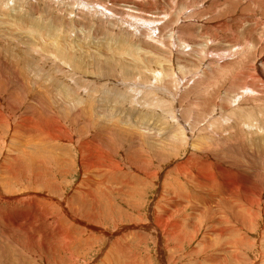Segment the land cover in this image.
<instances>
[{"label": "rangeland", "instance_id": "obj_1", "mask_svg": "<svg viewBox=\"0 0 264 264\" xmlns=\"http://www.w3.org/2000/svg\"><path fill=\"white\" fill-rule=\"evenodd\" d=\"M1 1L0 14L5 15L6 11L13 9V7H16V9L25 7L23 12H26L27 9L31 12L36 11V16L38 18L41 16L39 18L41 23L45 24L47 22L45 25H49L48 23L51 25L55 22L60 33L58 35L60 43H62L60 39H63L65 35L71 36V34H74L80 46V48H68L71 53L73 52V59H76L77 62L80 61L79 65L69 62L64 57L63 52H61L58 54L59 57H56L58 63H61L59 65L60 68L57 67L58 69H55L56 73L54 74L57 76L50 75L52 73L50 66L44 71V76H41V78L45 77L48 80L59 77L58 79L60 80L58 81L63 83L64 87L66 84L65 88L67 89L64 88V90L69 91L68 95L63 93V91L60 92L58 94L60 101L53 96L50 89H46L49 84L47 81L41 87L35 85L31 80L30 82L26 81V79H23V83H19L15 79L17 74L21 75L19 74L20 72L22 74L26 73L28 71L27 68L20 69L23 68V65L18 68L12 60L8 59L7 53L0 49V58H2L0 59V81L3 82V84L0 82L2 85L0 88H8L6 89L7 91L3 89L6 93L0 90V97L6 94L9 96H5L7 103L5 109L11 112H7L10 115V120L4 123L5 127L3 125L0 127V133L3 134H0V141L6 140L5 146L0 145V182L3 181V177L4 180L8 178V173L9 175L11 174L10 176L19 175L18 179L16 178L10 182L12 184L9 187L11 190L4 192L1 198L2 209L5 208L8 213L14 211L16 214H20V212H25L26 216L29 212L33 214L31 207L33 196H30L29 190L33 194V191L41 190L43 187L53 188L51 193H49L51 202L55 203L58 199L66 200L65 203L68 206L65 207L69 211L77 208L75 218L78 221L83 219L87 222V227L74 225L71 218L62 216L61 219L65 221L66 229L68 230L65 240L62 241L56 224L48 220L42 221L43 218L41 217L39 219L43 223L39 226L29 217L22 214L16 218V223L17 226L21 225L25 232L28 233L32 244L28 242V235L21 233L23 247H16L4 239V231L1 225L3 224L2 219L6 217L0 214V264H162L159 258L161 255L160 242L156 233L152 232V228L145 229L142 227L148 225L151 219H161L162 216L167 215V210L170 207L167 205L166 195L170 191L172 182L174 183L176 179L177 167L187 164L185 161L195 154L198 148L201 153H196V155L201 156L200 161L204 160L203 162L205 163L212 162L211 158H206L207 153L215 159L223 155L222 163L226 160L236 170L248 167L245 171L252 175L255 174L253 178L256 179H254L256 186L261 185L260 182L264 181V176H261L264 174V156L256 150L258 149L256 144H253L256 142L253 141L256 136L255 133H257L255 130L259 129V133L264 135V96H259L260 98L247 96L246 93L248 94V92L243 90L244 88H254L258 85L260 87L258 91L264 92L263 84L260 81L262 77L257 73L256 69V67H259L264 74V65H262L264 63V0ZM30 16L33 21V16ZM0 23H2L1 18ZM76 30L79 31V34H76ZM86 40L87 43H85ZM1 41H4L10 47L12 45V49L19 44L18 41L7 39L6 36L3 38L0 31ZM67 42L64 43L68 44ZM101 44H103L102 47ZM104 45L105 47L103 48ZM87 46L88 48H86ZM92 51L94 52L92 53ZM64 53L66 52L64 51ZM29 54L31 56L34 55L37 65H40L41 61L45 64L49 58L47 56L52 57L51 55H53L52 53L47 56L43 54L44 58L41 53L35 50ZM84 54H87L86 56L89 58ZM29 56L26 55V57ZM103 57L104 59H101ZM105 58H109V60ZM99 59L104 62L102 63L105 66L102 67ZM76 60L75 63H77ZM98 61L101 65H99ZM116 61L118 64L120 61L121 67L117 66ZM108 64L110 66L113 65L116 69L113 66L108 67ZM12 69L16 73L13 74ZM84 71L85 74L83 73ZM10 73L12 74L10 75ZM34 79L36 78L34 77ZM23 84L27 87L23 86ZM63 85L60 88L61 90ZM13 95L15 96L13 97ZM63 95H66L67 98H64ZM260 95L262 94L260 93ZM40 96H44L42 103L37 102L40 100ZM21 97L26 102L24 100L23 102L20 99ZM53 99L55 100L53 101ZM9 100L12 104L9 103ZM72 100L74 101L73 103H71ZM124 101L125 103H123ZM32 105L34 106L31 109ZM85 105L89 107L87 108ZM7 108L11 109L8 110ZM29 108L34 113L42 114L45 120H54L55 123H58L61 129L56 133L60 136V140L56 141L54 137L47 136L46 142L41 143L40 140L42 136L46 137L45 135L31 130L20 132L15 130L14 123L16 120H20L18 114L27 115L26 111ZM122 110L124 111L122 112ZM164 110L169 115L167 120L162 116V113L160 115L155 114V112H163ZM102 111L103 113H101ZM123 113L126 115L125 117L122 116ZM142 117L145 118L142 119ZM210 117L212 118L210 119ZM138 118L141 124L138 127H127L124 125V120H126L125 122L129 120L135 122ZM156 120L169 122L160 121V127L163 125L167 127L176 125L173 128L174 134L178 136V139L169 144L165 143L164 140L162 142L164 144L160 146L156 143L158 142L156 136L158 131L155 130L154 133L156 135L145 134L144 131H148L150 128L151 130L153 129ZM239 120L245 121L242 123ZM246 122L251 123L248 126L250 128L239 126L244 125ZM257 122L259 123L257 124ZM234 123L238 128L236 126L233 127ZM34 125L37 130H42L41 126ZM8 126L10 128L9 131L7 130ZM246 129L250 130V133ZM96 133L102 139H98L95 135ZM215 133L218 136H215ZM235 133L238 134L236 135ZM190 134H192L191 140H189L190 138L188 139ZM213 135L217 140H214L215 137ZM94 136H96L98 144L89 145V147L91 146L93 149L105 148L106 152H104L108 153L102 155V157L92 151L94 158L92 157L91 162L87 166L81 165L83 164V161H81L82 149L85 151L83 145L85 142L93 141ZM223 136L227 139L232 136L231 141L238 138L237 143L239 144L236 143L233 146L230 141L232 144L230 143V147L224 150L219 143L223 141V145L226 143L225 140H222L224 139ZM251 137L252 139H250ZM143 140L152 141H149V143H154L153 145L156 148L168 151V153H161L160 150L158 152L156 150L158 154L155 153V150H151V152ZM104 142L107 144L102 145ZM212 143L217 144L216 148ZM142 144L145 147H142ZM243 144H245V148ZM244 149L248 150L246 155L241 152ZM109 150H113L112 152L115 156L110 155ZM144 151L149 152L145 153ZM223 152H225L226 156ZM232 153L234 154L231 156L232 158H226L227 154ZM108 155L109 157H107ZM166 155L168 156L166 157ZM140 157H143L142 161L139 160ZM150 157H153V161ZM100 158L106 159L101 162V165H98L96 161ZM190 158L193 161L197 159L196 156ZM148 159L149 162H147ZM215 159L214 162H217L218 160L215 161ZM193 161L190 160V162ZM36 163L40 166L36 165ZM127 164L129 165L127 166ZM135 164H137V167ZM250 167L251 169L254 168V173ZM110 168L113 170H110ZM136 169L142 172H137ZM150 169L155 176L148 179L145 177L144 171H150ZM148 182L149 184H147ZM181 182L185 184L183 179H181ZM144 184L148 186H144ZM35 185L38 186L37 189H31ZM180 188L174 183L173 190H178L182 195L193 193L188 190L186 184L185 187ZM6 195H8L7 198ZM25 195L28 196L26 197ZM80 199H84L81 201L80 206L76 205L72 208L69 205L70 201H80ZM177 200L180 205H183L184 221L182 217L173 218L170 221V223L179 222L181 233L176 234H180L181 239L178 242L169 241L168 247L164 249L169 259L167 263L172 264L175 261L176 264H218L221 260L223 261V256H225L224 264H236L232 257L235 253L234 250H221L219 244L217 247L214 240L219 236V232L215 231L214 233L210 231V228L206 229V227H203L206 226L209 216L203 215L200 220L201 206L195 204V202L191 203L189 199L185 201L181 196ZM97 202H99L98 205L96 204ZM168 202H172V199L169 198ZM26 203L27 205H25ZM44 203L50 204L46 201ZM53 207L57 209V212L62 210L58 205H53ZM195 208L198 212H195ZM93 209H95L98 217L102 214V217L106 218L103 221L106 231L115 233L118 230L125 229L124 234L113 237L112 235H97L93 232V228L88 226L93 222H91L89 217V213ZM175 209L177 208H172V210ZM260 212V220L264 221L263 212ZM86 216L87 219L83 218ZM198 221H202V223ZM262 230L264 231V222L260 227L255 226L253 228L254 233L250 235L251 242L257 240L258 242L256 243L259 245V247L255 246L253 248V252L250 251L248 260L251 263L264 264V252L260 253L264 251ZM172 233H175L174 230ZM123 235L124 239L121 241ZM142 235L143 237H140ZM49 237L55 240V246L58 249L64 248V244H66L67 252H61L56 255L57 250L48 251L42 247L39 248ZM191 238L194 240H191ZM145 240L146 242H144ZM213 241V245L217 248L210 246ZM122 242L128 243V245L125 246ZM164 242L167 243L166 241ZM71 244H74L73 247L70 246ZM123 250L126 252L124 253ZM1 254L4 256H1ZM250 262L240 260L237 264H251Z\"/></svg>", "mask_w": 264, "mask_h": 264}, {"label": "bare ground", "instance_id": "obj_2", "mask_svg": "<svg viewBox=\"0 0 264 264\" xmlns=\"http://www.w3.org/2000/svg\"><path fill=\"white\" fill-rule=\"evenodd\" d=\"M84 1V0H83ZM87 1V0H86ZM3 2V0L1 1ZM10 2V0H9ZM12 2V1H11ZM73 2V1H72ZM5 3V2H4ZM7 3V2H6ZM10 5V4H9ZM18 6V5H17ZM30 6V5H29ZM32 6V5H31ZM2 7V6H1ZM8 7V6H7ZM6 8V7H5ZM25 8V7H23ZM23 8H19L16 9V7H13V9H10L9 11H6L7 13L4 15V14H0V18L2 19V23H0V31H1V34L3 36V38H6L7 39H11L14 40V41H18L19 44L15 45L16 47L15 48H11L10 46H8L4 41H1L0 42V49L3 50L5 53H7L8 55V59L9 60H12V62H14L16 64V66L18 68H20V65H23V68H20V69H24V68H27V72L26 70H24L26 73H19L21 75H18L16 76V80H18L19 83H23V79H26V81H29L30 80L35 84V85H39L40 87L42 86L43 83H45V81H47V83H49L46 87V89H50L51 93L53 94V96L58 99V94L60 92L63 91V93H65L66 95H68V90H64V88L66 87V84H65V87L63 85V83H61L60 79H58L59 77H56L55 79H45V77H42L41 76H44V71L46 69L49 68V66L51 67V74L50 75H55L54 73H56L55 69H58L60 68V64L61 63H58V61L56 60V57H59L58 54H60L61 52H63V55L66 59H68L69 62H72L74 65H79V62H77L76 59H73V55L71 53V50H69L68 48H75V47H79V42H77L76 38L77 37H74V34H71V36H64L63 39L61 38L60 41H62V43L59 42V36L60 33H59V30L57 28V25L54 23H52L50 25V23H48L49 25H45L47 22L44 20L42 22H46L45 24L44 23H41L39 20V18L41 17H37V13L36 11H29L28 9L26 10V12L24 13L23 12ZM31 8V7H30ZM65 8V7H64ZM70 9V8H69ZM111 9V8H110ZM11 10H14V11H11ZM37 10V9H36ZM46 10V9H45ZM61 10V9H60ZM4 12V11H3ZM45 12V11H44ZM43 14V13H42ZM33 16V21L31 19V16ZM53 15V14H52ZM46 16V15H45ZM44 16V17H45ZM51 18V17H50ZM49 18V20H50ZM53 18V17H52ZM43 19V18H42ZM48 21V20H47ZM52 21V19H51ZM55 21V19H54ZM57 21V19H56ZM102 21V20H101ZM104 21V20H103ZM53 22V21H52ZM106 22V21H104ZM103 22V23H104ZM127 22V21H126ZM184 22V21H183ZM58 23V22H56ZM100 25V24H98ZM112 25V24H111ZM226 26V25H225ZM13 28V29H12ZM62 28V27H61ZM169 28V27H168ZM174 28V27H173ZM71 29V28H70ZM73 29V28H72ZM81 30V29H80ZM70 31V30H69ZM75 31V30H74ZM134 32V31H133ZM178 32V31H177ZM232 32V31H231ZM79 34V31L76 30V34ZM154 34V33H153ZM9 36V37H8ZM72 37V38H71ZM82 37V36H81ZM179 38V37H178ZM87 39V37H86ZM90 39V38H89ZM96 39V38H95ZM145 39V38H144ZM66 43V41H68L67 43L68 44H65L64 42ZM185 40V39H184ZM188 40V39H187ZM99 41V40H98ZM150 41V40H149ZM102 42V41H101ZM172 42V41H171ZM187 42V41H186ZM8 43V42H7ZM15 43V42H14ZM87 43V40L86 42ZM84 43V45H85ZM100 43V42H99ZM104 43V42H103ZM82 44V43H81ZM66 48H65V46ZM83 45V44H82ZM88 45V44H87ZM97 45V44H96ZM103 44H101V47H102ZM86 46V45H85ZM172 46V45H171ZM90 47V45H89ZM105 47V45L103 46V48ZM88 48V46L86 47ZM85 48V49H86ZM173 48V47H172ZM92 49H94L92 47ZM98 49V48H97ZM99 49H101L99 47ZM187 49V48H186ZM37 51L38 53H41L42 56L44 57L47 56L48 54L51 55V53L53 55H51L52 57L55 56L54 58L50 57V56H47V61L45 62V64L42 63V61L39 63L40 65H37L36 64V61L34 60V55H30L29 53L32 52V51ZM66 53H64V51ZM90 50V49H89ZM95 50V49H94ZM102 50V49H101ZM100 50V51H101ZM116 50V49H115ZM79 51V49H78ZM77 51V53H78ZM187 51V50H186ZM83 52V51H82ZM85 52V51H84ZM87 52V51H86ZM89 52V51H88ZM91 52V51H90ZM94 51H92L93 53ZM76 53V52H75ZM98 53V51H97ZM104 53V52H103ZM119 53V52H118ZM35 54V52H34ZM44 54V55H43ZM89 54V53H88ZM96 54V53H95ZM122 54V53H120ZM127 54V53H126ZM202 54V53H201ZM26 55H30L29 57H26ZM62 55V57H63ZM85 55V54H84ZM87 55V54H86ZM85 55V56H86ZM105 55V54H103ZM130 55V54H129ZM37 56V55H36ZM41 56V55H39ZM77 57V56H76ZM87 57V56H86ZM119 57V56H118ZM126 57H128L126 55ZM45 58V57H44ZM89 58V57H87ZM95 58V56H94ZM98 58V56H97ZM107 58V57H106ZM105 58V59H106ZM2 59V58H0ZM63 59V58H62ZM101 59H104L101 58ZM111 59V58H110ZM120 59V58H119ZM177 59V58H176ZM5 60V59H4ZM38 60V58H37ZM60 60V59H59ZM75 60L77 63H75ZM82 60V59H81ZM91 60V59H90ZM106 60H109L106 59ZM105 60V62H106ZM50 61V62H49ZM67 61V62H68ZM94 61V60H93ZM100 61V59H99ZM98 61V62H99ZM83 63V61H81ZM101 62V61H100ZM99 62V63H100ZM103 62V61H102ZM101 62V63H102ZM262 62V61H260ZM7 63V62H5ZM10 63V61H9ZM52 63V64H50ZM63 63V62H62ZM101 63L99 65H101ZM104 63V62H103ZM102 63V67L105 66L103 65ZM107 63H109L107 61ZM106 63V65H107ZM111 63V62H110ZM113 63V62H112ZM117 63V66L118 67H121L120 65V61H119V64L118 62L116 61ZM138 63V62H137ZM158 63V62H157ZM147 64V63H146ZM262 64V63H261ZM14 65V64H13ZM37 67H35V66ZM83 65V64H81ZM91 65V64H90ZM109 65V64H108ZM260 65V64H259ZM264 65V63L262 64ZM54 66H56V68H54ZM64 66V65H62ZM113 66V65H111ZM110 65L108 67H111ZM116 66V65H115ZM58 67V68H57ZM85 67V66H84ZM83 67V68H84ZM114 67V66H113ZM44 68V69H43ZM101 68V66H100ZM105 68V67H104ZM102 68V69H104ZM115 68V67H114ZM38 69V70H37ZM63 69V68H62ZM68 69V68H67ZM66 69V70H67ZM86 69V68H85ZM84 69V70H85ZM116 69V68H115ZM119 69V68H118ZM257 73L260 74V76L262 77L261 78V82H262V86L264 87V74L261 72V69H259V67L257 68ZM13 70V69H12ZM19 70V69H17ZM43 70V72H42ZM70 70V69H69ZM68 70V71H69ZM83 70V69H82ZM105 72H106V68L104 69ZM107 70H112V69H107ZM152 70V69H151ZM172 70V69H171ZM23 71V72H24ZM103 71V70H102ZM116 72V70H114ZM121 71V70H120ZM29 72V73H28ZM74 72V71H72ZM104 72V71H103ZM12 73H16L15 70L12 71ZM10 73V75L12 74ZM42 73V75H41ZM85 74V71L83 72ZM82 73V74H83ZM99 73V72H98ZM107 73V72H106ZM122 73V72H121ZM113 74V73H111ZM115 74V73H114ZM117 74V73H116ZM123 74V73H122ZM125 75V74H124ZM253 75V74H252ZM57 76V75H55ZM78 76V75H77ZM34 77L36 79H34ZM87 77V76H86ZM91 77V76H90ZM109 77V76H108ZM115 78V77H114ZM119 78V77H118ZM259 78V77H258ZM34 79V80H32ZM104 79V78H102ZM260 79V78H259ZM91 80V79H89ZM126 80V79H125ZM1 82V81H0ZM5 82V81H4ZM14 82V81H13ZM28 82V83H29ZM3 84V82H1ZM0 83V85H1ZM8 83V82H7ZM32 83V84H33ZM70 83V82H69ZM107 83V82H106ZM10 84V83H9ZM13 84V83H12ZM26 84V83H24ZM23 84V86H25ZM33 84V85H34ZM46 84V83H45ZM43 84V86L45 85ZM123 84V83H122ZM8 85V84H7ZM16 85V84H15ZM28 85V84H27ZM30 85V84H29ZM63 85V89L61 90V86ZM110 85V83H109ZM129 85V84H128ZM260 85V83H259ZM6 86V84H5ZM68 86V85H67ZM92 86V85H91ZM2 87V85L0 86ZM10 87V86H9ZM27 87V86H25ZM32 87V85H31ZM38 87V86H37ZM81 87V86H80ZM3 89H5L4 87L0 90L4 91ZM8 89V88H6ZM5 89V91H7ZM33 89V88H32ZM67 89V88H65ZM69 89V88H68ZM82 89V88H81ZM16 90V89H15ZM72 90V88H71ZM243 90L247 91L248 94L246 93L247 96H252V97H258L260 98L259 96L263 97L264 96V92H259L258 90H260V87H258V85H256L254 88L252 87H249V88H244ZM264 90V89H263ZM4 91V92H5ZM14 91V90H13ZM32 91V90H31ZM34 91V90H33ZM49 91V90H48ZM82 91V90H81ZM25 92V91H24ZM41 92V91H40ZM78 92V90H77ZM122 92V91H121ZM6 93V92H5ZM4 93V94H5ZM14 93V92H13ZM42 93V92H41ZM75 93V92H74ZM86 93V92H85ZM111 93V92H110ZM242 93V92H241ZM260 93L262 95H260ZM10 94V93H9ZM20 94V93H19ZM33 94V93H32ZM44 94V93H43ZM72 94V93H71ZM87 94V93H86ZM118 94H120V92H118ZM129 94V93H128ZM7 95V94H6ZM5 95V96H6ZM41 95V94H40ZM66 95H63L64 98H67ZM115 95V93H114ZM117 95V94H116ZM123 95V94H122ZM133 95V94H132ZM176 95V94H175ZM178 95V94H177ZM238 95V94H236ZM3 97H0V127L1 125L4 126V123H6L8 120H10V115L8 114L10 112L9 109L11 108H7L9 111H6L5 109V106L7 105L6 101H5V96L2 95ZM8 96V95H7ZM15 95H13L14 97ZM17 96V95H16ZM19 96V95H18ZM22 96V95H21ZM24 96V94H23ZM38 96V95H37ZM45 96V95H44ZM44 96H40V100L37 101V102H40L42 103L43 102V99H44ZM47 96H50V95H47ZM52 96V95H51ZM61 96V95H60ZM125 96V95H123ZM9 97V96H8ZM7 97V98H8ZM36 97V96H35ZM72 97V96H71ZM126 97V96H125ZM129 97V96H128ZM127 97V98H128ZM23 97H21L20 99L22 100ZM95 98V97H94ZM10 99V98H9ZM29 99V98H28ZM39 99V98H38ZM62 99V98H61ZM75 99V98H74ZM18 100V99H16ZM24 100V99H23ZM22 100V101H23ZM55 99H53L54 101ZM59 100V99H58ZM81 100V99H80ZM20 101V100H19ZM25 101V100H24ZM23 101V102H24ZM60 101V100H59ZM62 101V100H61ZM15 102V100H14ZM26 102V101H25ZM63 102V101H62ZM61 102V104H62ZM74 101L72 100L71 103H73ZM9 103H10V100H9ZM16 103V102H15ZM29 103V102H28ZM96 103V102H95ZM125 103V101L123 102ZM12 104V103H10ZM19 104V102H18ZM36 104V103H35ZM59 104V103H58ZM93 104V103H92ZM145 104V103H144ZM179 104V103H177ZM24 105H27V104H24ZM29 105V104H28ZM51 105V104H50ZM54 105V104H53ZM81 105V104H80ZM124 105V104H123ZM14 106V105H13ZM22 106V104H21ZM34 105L31 106V109ZM38 106V104H37ZM84 106V105H83ZM87 108L89 106L85 105ZM108 106V105H107ZM121 106V105H120ZM179 106V105H178ZM20 107V106H19ZM39 107V106H38ZM43 107V106H42ZM106 107V106H105ZM17 108V107H16ZM27 108V107H26ZM37 108V107H36ZM51 108V107H50ZM147 108V107H146ZM38 109V108H37ZM36 109V111H37ZM183 109V108H182ZM15 110H18V109H15ZM91 110V108H90ZM94 110V109H93ZM35 111V112H36ZM40 111V110H39ZM44 111V110H43ZM88 111V110H87ZM97 111V110H96ZM111 111V110H110ZM124 110H122L123 112ZM153 111V109H152ZM150 111V112H152ZM8 112V113H7ZM14 112V111H13ZM20 112V111H19ZM24 112V111H23ZM28 114L27 115H19L20 116V120H14L15 121V130H19L20 131H25V130H31L35 133H41L43 135H45L46 137L42 136L41 138V143H45L46 140H47V136L49 137H54L56 141L60 140V136L56 133V132H59V130L61 129L60 126L58 125V123L54 122V120H45L44 116L42 114H38V113H34V111L27 109L26 111ZM31 112V113H30ZM95 112V111H94ZM167 111L164 110L163 112H158L155 114H158L160 115L161 113L163 114L162 116L165 118V120L169 119V115L166 113ZM181 112V111H180ZM11 113V112H10ZM17 113V112H16ZM40 113V112H39ZM42 113V112H41ZM103 113V111L101 112ZM118 113H120L118 111ZM154 113V112H153ZM24 114V113H23ZM126 114V112H125ZM167 114V115H166ZM216 114V113H215ZM221 114V112H220ZM248 114V113H247ZM255 114V113H254ZM13 115V114H12ZM14 115H16L14 113ZM122 116H126L123 115ZM212 116V115H210ZM251 116V115H250ZM256 116V115H255ZM105 117V116H104ZM103 117V118H104ZM123 117V118H124ZM146 117V116H145ZM145 117H142V119H144ZM220 117V115H219ZM160 118V117H159ZM209 118V117H208ZM212 117H210L211 119ZM237 118V117H236ZM253 118H255L253 116ZM129 119V118H128ZM135 119V118H134ZM141 119V118H140ZM153 119V118H152ZM179 119V118H178ZM12 120V118H11ZM111 120V119H110ZM238 120V119H236ZM235 120V121H236ZM126 120H124V125H126L127 127L130 126V127H138V125L140 124V120L139 118L136 119V121H128V122H125ZM160 121H163V120H156V123L155 125L153 126V129L154 131L151 130V128L148 130V131H144L145 134L147 135H156L155 130L158 131V134L156 135L157 138H158V143L160 146L163 145L164 143H162L164 140H165V143H171L175 140L178 139V136L176 134H174V128L176 127V125L174 126H170V127H167L165 125L161 126L160 127ZM182 121V120H181ZM208 121V120H207ZM234 121V122H235ZM240 122H244L245 120H239ZM121 122V120H120ZM153 122V121H152ZM163 122H167V121H163ZM173 122V121H172ZM183 122V121H182ZM204 122L206 123L205 119H204ZM203 122V123H204ZM106 123V122H105ZM169 123V122H167ZM211 123V122H210ZM259 122H257L258 124ZM34 124H37L38 126H41L42 130L39 131L36 129L35 125ZM174 124V122H173ZM36 125V126H37ZM141 125V124H140ZM170 125V124H169ZM172 125V124H171ZM211 125V124H210ZM232 125V124H231ZM251 123H245L244 125H239V126H246L247 128H250L248 126H250ZM254 125V124H252ZM237 127V125L234 123V126L233 127ZM261 126V125H260ZM5 127V126H4ZM7 127V126H6ZM174 127V128H173ZM253 127V126H251ZM256 127V126H255ZM107 128V127H106ZM238 128V127H237ZM235 128V129H237ZM259 128V127H258ZM262 128V126H261ZM1 129V128H0ZM100 129V128H99ZM131 129V128H130ZM136 129V128H134ZM133 129V130H134ZM206 129V128H205ZM232 129V128H231ZM240 129V128H239ZM238 129V130H239ZM4 130V129H2ZM6 130V129H5ZM7 130L9 131L10 128L8 126ZM129 130V129H128ZM126 130V131H128ZM228 130V129H227ZM233 130V129H232ZM245 130V129H244ZM243 130V131H244ZM14 131V130H13ZM131 131V130H130ZM139 131V130H138ZM186 131V130H185ZM246 131L250 133V130L246 129ZM257 133H259V129L255 130ZM2 132V131H1ZM17 132V131H16ZM125 132V131H124ZM188 132V131H186ZM219 132V131H218ZM239 132V131H237ZM15 133V132H13ZM131 133V132H130ZM204 133V132H203ZM224 133V131H223ZM240 133V132H239ZM245 134V132H243ZM256 134L255 138H253L254 140L253 141H256L254 142L253 144H256V147H258V152L262 153L263 156H264V135H261V133L259 134ZM2 134V133H0ZM11 134V133H10ZM20 134V133H19ZM133 134V132H132ZM212 134V133H211ZM236 134V133H235ZM238 134V133H237ZM236 134V135H237ZM242 134V132H241ZM248 134V133H247ZM254 134V132H253ZM3 135V134H2ZM40 135V134H39ZM97 136V133L95 134ZM138 135V134H136ZM215 136H218L216 133L214 134ZM213 135V136H214ZM227 135V134H226ZM231 135V134H230ZM249 135V134H248ZM84 136V135H83ZM96 136H94V140H93V137H92V140L91 142H85L83 147L85 149V151H83L82 149V160L83 161V164L81 165H84V166H87L91 160H92V151L95 153V154H98V155H104V154H107L105 153L106 150L105 148L103 149H100V148H97V149H93L91 146L89 147V145H96L98 144V140L97 138L99 139L100 136L98 135L97 138ZM126 136V134H125ZM214 136V137H215ZM241 136V135H240ZM10 137V136H9ZM16 137V136H15ZM35 137V136H34ZM131 137V136H129ZM140 137V136H139ZM142 137V135H141ZM145 137V136H144ZM148 137V136H147ZM212 137V136H211ZM224 137V136H223ZM232 137V136H231ZM230 138H226L224 137V139L222 140H225V144L223 145L222 143L223 142H219L220 143V146L222 148H227V147H230L229 144L232 142L233 143V146L236 145L237 143V139H234L233 141H231L232 139ZM246 137V136H245ZM6 138V137H5ZM132 138V137H131ZM185 138V137H183ZM182 138V139H183ZM190 138V139H189ZM192 138V134H190V137H188L189 140H191ZM208 138V137H207ZM207 138H205L207 140ZM79 139V137H78ZM102 139V138H100ZM130 139V138H129ZM128 139V140H129ZM149 139V138H148ZM240 139V138H239ZM252 139V137L250 138ZM13 140V139H11ZM157 141V139H155ZM211 140V139H210ZM213 140V139H212ZM214 140H217V138L215 137ZM5 139L3 140V142L0 141V145H3L5 146ZM62 141V140H61ZM133 141V139H132ZM139 141V140H138ZM150 141V140H149ZM149 141H144L143 142L148 146V148H150V151L152 150H155V153L158 152V150H160V148H156L155 145L149 143ZM205 141V140H204ZM209 141V140H208ZM221 141V140H220ZM231 141V142H230ZM239 141V140H238ZM16 142V141H15ZM115 142V141H114ZM131 142V141H130ZM152 142V141H150ZM215 142V141H214ZM245 142V141H244ZM18 143V142H17ZM162 143V144H161ZM178 143V142H177ZM203 143V142H202ZM231 143V144H232ZM12 144V143H11ZM9 144V145H11ZM20 144V143H19ZM29 144V143H28ZM75 144V143H74ZM80 144V143H79ZM107 144L106 142H104L102 145H105ZM110 144V143H109ZM131 144V143H130ZM129 144V146H130ZM168 144H165V145H168ZM209 144V143H208ZM207 144V145H208ZM214 144V143H212ZM239 144V143H237ZM73 145V144H72ZM101 145V146H102ZM182 145V144H181ZM210 145V144H209ZM216 143L214 144L215 148H216ZM245 144H243L244 146ZM40 146V145H39ZM76 146V145H75ZM110 146V145H109ZM144 146V144H142V147ZM172 146V145H171ZM242 146V147H243ZM1 147V146H0ZM37 147V146H36ZM79 147V146H78ZM78 147H76L78 149ZM145 147V146H144ZM204 147V146H203ZM4 148V147H3ZM22 148V147H21ZM30 148V147H29ZM102 148V147H101ZM108 148V146H107ZM137 148V147H136ZM146 147V149H148ZM167 148V147H166ZM210 148V147H209ZM245 148V146H244ZM14 149V148H13ZM11 149V150H13ZM34 149V148H33ZM39 149V148H38ZM172 149V148H171ZM220 149V148H219ZM47 150V149H46ZM138 150V149H137ZM140 150V149H139ZM157 150V152H156ZM212 150V149H211ZM14 151V150H13ZM105 151V152H104ZM113 151V150H112ZM111 150H109V153L110 155L112 156H115L113 154ZM120 151V150H119ZM143 151V150H142ZM151 151V152H152ZM170 151V150H169ZM205 151V150H204ZM228 151V150H227ZM246 151H248L247 149H244L242 150L241 152H243L245 155H246ZM251 151V150H249ZM122 152V151H121ZM132 152V151H131ZM133 152H135V150H133ZM132 152V153H133ZM145 152V151H144ZM146 152H149V151H146ZM145 152V153H146ZM161 153H165L167 154L168 151H162L160 150ZM159 152V153H160ZM238 152L240 153V151L238 150ZM253 152V151H252ZM6 153V152H5ZM8 153V152H7ZM12 153V152H11ZM131 153V154H132ZM196 153L200 154L201 151L199 150V148L197 149ZM195 154L191 155L190 157L192 156H196V160L193 161L192 158H188L185 162L188 164H184V165H179L177 167V174H176V179L174 181L175 184H177V186L180 188V187H185V184H186V187L188 188V190H190L191 192L193 193H190L189 195H182L180 192H178V190L174 189L173 190V187H174V183L172 182L171 186H170V191L168 193V195H166V201H167V205L168 207H170L169 210H167V215L166 216H162L161 219H156V220H152L151 219V222L148 224V225H145L143 226L142 228H145V229H149V228H152V232H155L156 233V236L160 242V260L162 261V264H170V263H167L169 261L168 259V255L165 253V250L167 247H168V244H169V241L171 240H174V241H179L181 239V235L180 234H176V233H179L180 232V225H179V222H174V223H170V221L173 219V218H177V217H182L183 221H184V218H183V215H184V211H183V205H180V203L178 202L177 199L180 198V196L182 198L185 199H189V201L191 203L195 202V204H198L200 205V212H201V218L200 220L203 218V215H208V221L206 222V226H203L204 228L206 227V229H209L210 228V231L211 232H214L215 231H218L219 232V236L216 238V240H214L216 242V245L218 247V244H219V248L221 250H224V251H227V250H234L235 253L233 254V259L235 261V263L237 264L238 262L241 261H247V262H250L248 259H249V254H250V251L253 252V248L255 246H258L256 242H258L257 240H255V242H251L252 240L250 239V235L252 233H254L253 231V228H255V226H259L264 222L263 220H260L261 217V212H263V216H264V181L260 182L261 185L259 186H256L255 184V181L253 178V175L255 174H249L247 171H245L246 168L248 167H245L243 168L244 171H242L243 169L241 168L240 170H236L234 168L233 165H231V163H229L228 161L224 160L223 163H222V159L223 157L220 156L219 154V158L216 157V159L214 157H211L209 156L210 154L207 153L206 154V158H211L212 162H203L202 160L200 161V158L201 156H197ZM224 155H225V152H223ZM238 153V154H239ZM254 153V152H253ZM81 154V153H80ZM140 154H141V150H140ZM143 154V153H142ZM154 154V153H153ZM158 154V153H157ZM215 154V153H214ZM222 154V153H220ZM252 154V153H251ZM7 155V154H6ZM145 155V154H144ZM202 155V154H201ZM212 155V154H211ZM217 155V154H216ZM234 155L233 153L232 154H227V157L226 158H232L231 156ZM250 155V154H249ZM22 156V154H21ZM164 156V155H163ZM162 156V157H163ZM168 155H166L167 157ZM226 156V155H225ZM4 157V156H2ZM10 157V156H8ZM103 157V156H102ZM106 157V156H105ZM109 157V155L107 156ZM234 157V156H233ZM243 157V156H242ZM248 157V156H247ZM252 157V156H251ZM94 158V157H93ZM142 158L143 157H140L139 160L142 161ZM151 158V157H150ZM153 158V157H152ZM151 158V159H152ZM169 158V157H168ZM204 158V159H206ZM254 158V157H253ZM106 159V158H100L98 159V161H96L98 163V165H101V162ZM127 159V158H126ZM155 159V158H154ZM164 159V158H163ZM167 159V158H166ZM195 159V158H194ZM214 159L215 161L217 162H214ZM225 159V158H224ZM246 160H248L247 158H244ZM264 159V158H263ZM14 160V159H13ZM146 160V159H145ZM193 161V162H190ZM243 160V159H242ZM21 161H24V160H21ZM80 161V162H81ZM153 161V159H152ZM209 161V160H208ZM230 161V160H229ZM232 161V160H231ZM15 162V161H14ZM149 162V159L148 161ZM151 162V161H150ZM180 162V161H179ZM236 162V161H234ZM7 163V162H6ZM11 163H12V160H11ZM94 163V162H93ZM114 163V161H113ZM112 163V164H113ZM153 163V162H152ZM151 163V164H152ZM19 164V163H17ZM142 164V162H141ZM140 164V165H141ZM182 164V163H181ZM234 164V163H233ZM242 164V163H241ZM8 165V163H7ZM10 165V164H9ZM13 165V164H12ZM36 165L40 166L38 163H36ZM129 164H127L128 166ZM136 167H137V164H135ZM249 165V164H248ZM15 166V165H14ZM13 166V167H14ZM18 166V165H17ZM26 166V165H25ZM117 166V165H116ZM5 167V166H4ZM29 167V165H28ZM112 167V166H111ZM121 167V166H120ZM239 167V166H238ZM8 168V166H7ZM119 168V167H118ZM151 168V167H150ZM5 169V168H3ZM82 169V168H80ZM122 169V168H120ZM251 169V167H250ZM253 169L252 168V172H253ZM14 170V169H12ZM11 170V171H12ZM110 170H113L110 168ZM119 170V169H117ZM156 170V169H155ZM137 172H142L141 170H137ZM159 171V170H158ZM250 172V170H248ZM17 172V171H16ZM34 172V171H33ZM120 172V171H119ZM260 172V171H259ZM15 173V172H14ZM175 173V172H174ZM254 173V172H253ZM113 174V173H112ZM144 174H145V177L146 178H151L154 175L153 171L150 169V171H147L145 170L144 171ZM157 174V173H156ZM11 175V174H10ZM9 173H8V178L4 180V177H3V181L0 182V211H1V215H4L6 218L2 219L3 220V224L1 225L2 226V229L4 231V236H5V240L12 243L13 246H16V247H23V242L21 240V233H26L28 235L27 232H25V230L22 228L21 225L17 226V223H16V218L19 216V215H25L26 216V213L25 212H20V214H16L14 211L13 212H10L8 213L7 210L2 209V206H1V198L3 197V194L4 192H7L8 190H11L9 187L10 185H12L10 182H12L13 180H15L16 178L18 179L19 175L18 174H15V176H10ZM13 175V174H12ZM32 175V174H31ZM84 175V174H83ZM87 175V174H86ZM157 176H160V175H157ZM261 176H264L261 175ZM15 177V178H14ZM157 178V177H156ZM155 179V178H154ZM167 179V178H166ZM181 179H183L185 181V184L181 182ZM171 180V179H170ZM256 180V179H255ZM262 180V179H261ZM142 181V180H141ZM144 182V181H143ZM157 182V181H156ZM171 182V181H169ZM154 183V182H153ZM159 183V182H158ZM156 183V184H158ZM149 184V182L147 183ZM147 184H144L147 185ZM152 184V183H151ZM155 185V184H154ZM160 185V183H159ZM163 185V184H162ZM47 186V185H46ZM148 186V185H147ZM157 186V185H156ZM38 186L35 185V187L31 188V189H37ZM150 187V186H149ZM151 187H153L151 185ZM157 187H160V186H157ZM166 187V186H165ZM4 188V190H3ZM147 188V187H146ZM29 189V188H28ZM62 189V188H61ZM75 189V188H74ZM181 189V188H180ZM39 192H38V191ZM35 190V192L33 191V194H31V190H29L30 192V196H33L32 197V200L33 202H31V207H32V212L33 214H30L31 212L27 213V216L26 217H29V219H31L33 222H35L37 225H42V221H45V220H48L49 222L53 223V224H56L58 229H59V232H60V237L62 239V241L65 240L66 238V235H67V229H66V223L64 220L61 219L62 216L64 217H68V218H71L74 222V225H81V226H86L87 227V222H85L83 219H80V221H78L75 216L77 214V208H74L76 205H79L81 204V201H83L84 199H80L79 200H76V201H70L69 202V205L74 208L73 210H70L67 209L65 206H68L67 203H65L64 199H58L55 203H52L51 202V198L49 197V193H51V191L53 190V188H47V187H43L41 190L37 189ZM79 190V189H78ZM80 190H82L80 188ZM166 190V189H165ZM184 190V188H183ZM78 192V191H77ZM25 193V192H24ZM28 193V192H26ZM28 193V195H29ZM133 193V192H132ZM139 193V192H138ZM144 193V191H143ZM162 193V192H161ZM179 193V194H178ZM75 194V192H74ZM130 194V192H129ZM134 196L135 193H133ZM145 194V193H144ZM143 194V195H144ZM193 195V199H192V195ZM27 195V196H28ZM142 195V194H140ZM19 196V195H18ZM26 196V195H25ZM26 196V197H27ZM53 196V195H52ZM67 196V195H66ZM139 196V195H137ZM8 197V195H6V198ZM61 197V196H60ZM79 197V196H77ZM157 197V196H155ZM164 197V196H163ZM13 198V197H12ZM24 198V197H23ZM55 199V197H53ZM159 198V197H158ZM171 198L172 199V202H168V199ZM192 199V200H191ZM8 200V199H7ZM20 200V199H19ZM30 200V199H29ZM140 200V199H139ZM9 201V200H8ZM24 201V200H22ZM21 201V202H22ZM44 201L46 202H49L50 204H46L44 203ZM182 201V200H180ZM27 202V201H26ZM93 202V201H92ZM8 203V202H7ZM25 203V202H24ZM102 203V202H101ZM164 203V202H163ZM166 203V202H165ZM29 204V203H28ZM97 205L99 204V202L96 203ZM217 204V205H216ZM15 205V204H13ZM27 205V203L25 204ZM23 205V206H25ZM53 205H58L59 207L62 208V210L60 212H57V209L53 207ZM103 205V203H102ZM164 205V204H163ZM5 206V205H4ZM85 206V205H84ZM188 206V205H186ZM86 207V206H85ZM88 207V206H87ZM263 207V209H262ZM14 208V207H13ZM22 208V207H21ZM28 208V207H27ZM26 208V209H27ZM103 208V207H102ZM172 208H177L175 210H172ZM9 209V208H8ZM15 209V208H14ZM45 209H46V213H45ZM84 210V209H83ZM82 210V211H83ZM87 210V209H86ZM185 210V209H184ZM12 211V210H11ZM87 212V211H86ZM102 212V211H101ZM104 212V211H103ZM195 212H198L197 209L195 208ZM89 213V212H87ZM113 213V212H112ZM90 219H91V222L92 224H89L88 226L90 228H93V232H95L97 235L98 234H103V235H112L113 237L115 236H119L121 234H124L125 232V229L124 230H118L116 231L115 233H113L112 231H106L105 227L103 226V221L104 219L106 220V218L102 217L103 215L101 214V216H97V213L95 212V209H93V211H91L90 213ZM116 214V213H115ZM114 214V215H115ZM15 215V217H14ZM196 215V213H195ZM3 216V217H4ZM40 216V217H38ZM43 218L42 221L39 219V218ZM107 217V216H106ZM200 217V216H199ZM198 217V218H199ZM83 218H86L87 219V216L86 217H83ZM155 218V217H154ZM89 219V220H90ZM113 219V218H112ZM205 219V218H204ZM88 220V221H89ZM83 221V222H82ZM181 223L182 221L179 220ZM10 222H11V225H10ZM90 222V221H89ZM106 222V221H105ZM111 222V220H110ZM199 222V221H198ZM197 222V223H198ZM199 223H202L199 222ZM204 223V221H203ZM219 223V224H218ZM218 224V225H217ZM93 225V226H92ZM198 225V224H196ZM195 225V226H196ZM217 225V226H216ZM216 226V227H215ZM46 227V226H45ZM107 227V226H106ZM197 227V226H196ZM195 227V228H196ZM252 227V228H250ZM44 228V227H43ZM89 230V229H88ZM91 230V229H90ZM174 230L175 233H172V231ZM255 230V229H254ZM183 231V229H182ZM208 231V230H207ZM263 231V230H262ZM91 232V231H90ZM113 233V234H112ZM181 233V232H180ZM196 233V232H195ZM193 233V234H195ZM235 233V234H234ZM262 234V238H264V231L261 232ZM128 235V234H126ZM195 236V235H194ZM193 236V237H194ZM128 237V236H127ZM140 237H143L140 236ZM138 237V238H140ZM195 238V237H194ZM124 239V235L122 236V240L123 241ZM196 239V238H195ZM120 240V238H119ZM191 240H194L191 238ZM264 240V239H263ZM164 241H166L167 243H165ZM214 241L212 242V244L210 246L212 247H215L217 248L216 246H214ZM28 242L29 244H32L30 238H29V235H28ZM146 242V240L144 241ZM166 245H164L163 244ZM181 242V241H180ZM183 242V241H182ZM195 242V241H194ZM185 243V242H184ZM193 243V242H191ZM260 243V242H259ZM123 245H128L123 243ZM186 244V243H185ZM74 244H71L70 246L73 247ZM43 248V249H46L48 251H53V250H57V254H60L61 252H67L66 251V244H64V248H60L58 249L56 246H55V240L52 238V237H49L42 245L39 246V248ZM129 247V246H128ZM181 247V246H180ZM38 248V249H39ZM42 249V250H43ZM127 249V248H126ZM214 249V248H213ZM45 250V251H46ZM124 251V250H123ZM126 251H124L125 253ZM264 251H261L260 253H262ZM113 255V254H112ZM1 256H4L3 254H1ZM174 258V257H173ZM225 259L226 257L223 256V261L221 260L220 262H218V264H224L225 263ZM172 260V259H171ZM177 260V259H176ZM251 263V262H250ZM94 264V263H93ZM172 264H176L175 261L172 263ZM251 264H255V262L251 263Z\"/></svg>", "mask_w": 264, "mask_h": 264}]
</instances>
